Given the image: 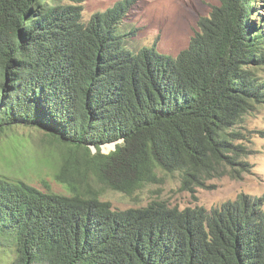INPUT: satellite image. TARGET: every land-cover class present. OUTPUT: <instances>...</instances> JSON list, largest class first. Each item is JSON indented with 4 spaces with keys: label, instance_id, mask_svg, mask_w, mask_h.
<instances>
[{
    "label": "trees",
    "instance_id": "trees-1",
    "mask_svg": "<svg viewBox=\"0 0 264 264\" xmlns=\"http://www.w3.org/2000/svg\"><path fill=\"white\" fill-rule=\"evenodd\" d=\"M71 1L0 0V146L37 130L69 191L0 172V264H264L262 197L211 210L101 198L161 172L203 184L247 170L235 137L264 105L261 0H220L177 55L134 45L135 0L88 21Z\"/></svg>",
    "mask_w": 264,
    "mask_h": 264
},
{
    "label": "rangeland",
    "instance_id": "rangeland-1",
    "mask_svg": "<svg viewBox=\"0 0 264 264\" xmlns=\"http://www.w3.org/2000/svg\"><path fill=\"white\" fill-rule=\"evenodd\" d=\"M118 1L82 0L83 17L88 21L94 14L107 10ZM219 3L220 0H135L125 21L138 27L135 46L141 48L156 44L158 51L177 55L189 45L199 29L200 17L208 15L213 5ZM256 10L264 14V0L260 1ZM261 72L264 74V70ZM241 126L242 133L236 135L235 141L244 146L247 152L244 160L248 164L241 177L224 176L208 179L203 184H184L178 172H161L156 182L134 193L104 188L101 198L120 209L143 207L158 201L179 209L203 207L207 210L235 200L242 194L264 199V105L246 115ZM19 135L18 143L4 141L0 146V172L21 177L42 189H47L49 184L55 192L68 194L69 191L55 180V169L42 162L49 153L48 147L39 145L41 133L21 127ZM113 149V144L103 145L105 152ZM0 260L4 262L6 256L0 253Z\"/></svg>",
    "mask_w": 264,
    "mask_h": 264
},
{
    "label": "water",
    "instance_id": "water-1",
    "mask_svg": "<svg viewBox=\"0 0 264 264\" xmlns=\"http://www.w3.org/2000/svg\"><path fill=\"white\" fill-rule=\"evenodd\" d=\"M107 144H113L114 145V149L116 148V143H107Z\"/></svg>",
    "mask_w": 264,
    "mask_h": 264
}]
</instances>
